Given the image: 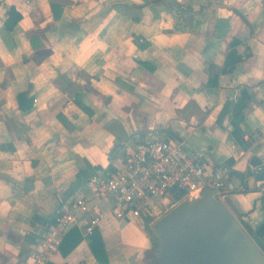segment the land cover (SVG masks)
Segmentation results:
<instances>
[{
  "label": "crops",
  "instance_id": "0c3cea01",
  "mask_svg": "<svg viewBox=\"0 0 264 264\" xmlns=\"http://www.w3.org/2000/svg\"><path fill=\"white\" fill-rule=\"evenodd\" d=\"M9 7L21 15L11 29ZM145 133L206 171L228 166L220 199L264 252L262 0H0V264H26L78 197L107 212L97 227L107 264H147L146 225L114 218L91 185ZM49 263L101 264L86 238Z\"/></svg>",
  "mask_w": 264,
  "mask_h": 264
},
{
  "label": "built area",
  "instance_id": "2783aa9c",
  "mask_svg": "<svg viewBox=\"0 0 264 264\" xmlns=\"http://www.w3.org/2000/svg\"><path fill=\"white\" fill-rule=\"evenodd\" d=\"M260 170L256 165L255 174ZM229 173L226 165L206 171L198 157L186 156L169 138L145 133L125 143L114 169L92 179L91 185L93 197L107 203L114 218L137 220L142 225L145 219L147 226L178 201L197 198L204 187L221 198ZM106 213L96 211L86 197L62 205L36 246L28 251L26 264H47L68 228L74 226L86 236Z\"/></svg>",
  "mask_w": 264,
  "mask_h": 264
},
{
  "label": "water",
  "instance_id": "95a60500",
  "mask_svg": "<svg viewBox=\"0 0 264 264\" xmlns=\"http://www.w3.org/2000/svg\"><path fill=\"white\" fill-rule=\"evenodd\" d=\"M242 135L249 138L242 140L246 147L255 140L246 129ZM238 176L242 180L243 173ZM79 183L74 181L66 194ZM214 193L204 187L197 198L178 201L152 222L156 264H264V252Z\"/></svg>",
  "mask_w": 264,
  "mask_h": 264
},
{
  "label": "trees",
  "instance_id": "16d2710c",
  "mask_svg": "<svg viewBox=\"0 0 264 264\" xmlns=\"http://www.w3.org/2000/svg\"><path fill=\"white\" fill-rule=\"evenodd\" d=\"M8 15L7 18L4 21L5 28L11 29L13 25L16 24V22L20 19L21 15L15 10L14 7H9L7 11ZM141 47H144L146 44L145 42H141L139 44ZM240 59V56L235 57V62ZM235 62L227 60L226 67L227 69H231L233 67V64ZM28 91H21L17 93V101H18V107L20 109H27L32 104V99H28L27 97ZM75 102H77L83 109L87 110L86 106L82 104V102L78 99V96L75 95L74 97ZM2 147V146H1ZM71 201H68L70 203ZM53 220V219H52ZM144 223L146 225L147 220L144 219ZM83 238H86L88 246L95 257V259L101 263V264H107L108 263V256L105 249V246L103 244V240L101 237V234L97 228H95L90 234L86 236H82L79 230L72 226L68 228L64 234L62 235L61 241L58 244V249L60 253L65 256L67 255ZM156 244V242H155ZM51 264V263H47Z\"/></svg>",
  "mask_w": 264,
  "mask_h": 264
},
{
  "label": "rangeland",
  "instance_id": "374dc122",
  "mask_svg": "<svg viewBox=\"0 0 264 264\" xmlns=\"http://www.w3.org/2000/svg\"><path fill=\"white\" fill-rule=\"evenodd\" d=\"M119 157L120 156H117V159H119ZM169 209V208H168ZM167 209V210H168ZM167 210H165V211H167ZM164 211V212H165ZM159 217V216H158ZM154 221V220H153ZM152 221V222H153ZM152 222H151V224H152ZM151 224L150 225H147L146 226V230H147V232H148V236L150 237V241H151V250H150V252H149V255H148V257H149V261L147 262V264L149 263V264H151V263H154V262H156V259H155V257H154V255H153V251H154V249H155V242H156V236H155V234H154V232H153V230H152V228H151Z\"/></svg>",
  "mask_w": 264,
  "mask_h": 264
},
{
  "label": "flooded vegetation",
  "instance_id": "af4514ba",
  "mask_svg": "<svg viewBox=\"0 0 264 264\" xmlns=\"http://www.w3.org/2000/svg\"><path fill=\"white\" fill-rule=\"evenodd\" d=\"M157 263V261L156 262H154V263H151V264H156ZM149 264V263H148Z\"/></svg>",
  "mask_w": 264,
  "mask_h": 264
}]
</instances>
